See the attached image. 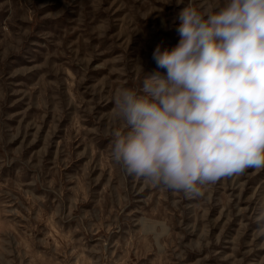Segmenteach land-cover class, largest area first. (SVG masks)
Instances as JSON below:
<instances>
[{"label": "rangeland", "instance_id": "374dc122", "mask_svg": "<svg viewBox=\"0 0 264 264\" xmlns=\"http://www.w3.org/2000/svg\"><path fill=\"white\" fill-rule=\"evenodd\" d=\"M221 3L0 0V264H264V170L190 197L110 152L115 90L165 73L185 6Z\"/></svg>", "mask_w": 264, "mask_h": 264}, {"label": "clouds", "instance_id": "9594fccd", "mask_svg": "<svg viewBox=\"0 0 264 264\" xmlns=\"http://www.w3.org/2000/svg\"><path fill=\"white\" fill-rule=\"evenodd\" d=\"M178 19V44L152 53L165 73L115 90L110 152L128 175L194 197L264 170V0L189 4Z\"/></svg>", "mask_w": 264, "mask_h": 264}]
</instances>
